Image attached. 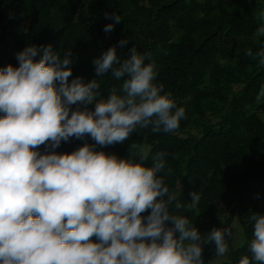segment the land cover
Returning <instances> with one entry per match:
<instances>
[{"label": "clouds", "instance_id": "clouds-1", "mask_svg": "<svg viewBox=\"0 0 264 264\" xmlns=\"http://www.w3.org/2000/svg\"><path fill=\"white\" fill-rule=\"evenodd\" d=\"M113 20L121 22L119 15ZM113 29L110 23L104 31ZM257 35L264 36V24ZM130 52L125 59L112 46L93 60L97 77L111 73L122 81L106 98L97 78L69 82L71 48L61 55L51 44H29L16 55L18 67L0 68V264H205L208 242L217 257L229 252L226 237L234 239L235 225L202 236L187 216L170 210L183 205L165 183L173 173L166 153H157L149 167L147 152L137 161L95 149L128 141L138 130L173 134L186 118L156 82L150 54ZM246 55L264 66V47ZM262 102L264 86L256 96ZM86 137L95 143L55 151ZM190 195L187 208L194 209L201 194ZM250 220L251 259L245 255L239 264H264V215Z\"/></svg>", "mask_w": 264, "mask_h": 264}, {"label": "trees", "instance_id": "trees-1", "mask_svg": "<svg viewBox=\"0 0 264 264\" xmlns=\"http://www.w3.org/2000/svg\"><path fill=\"white\" fill-rule=\"evenodd\" d=\"M261 13L264 0H0V68L18 67L16 55L29 44H51L61 55L71 48L69 82L97 78L106 98L122 81L111 73L97 77L93 60L112 46L125 59L133 47L150 54L156 82L185 108L186 118L173 134L138 130L128 141L95 149L137 161L147 152L149 167L157 153H166L173 173L165 183L183 205L170 210L187 216L202 236L237 221L244 242L220 264H239L245 255L251 259L250 217L264 215V102L256 103L264 66L246 55L264 47L257 35ZM110 23L113 31L105 32ZM85 143L95 142L73 138L55 151L71 153ZM191 192L201 194L194 209L187 208ZM215 253L214 242L203 244L205 264Z\"/></svg>", "mask_w": 264, "mask_h": 264}, {"label": "rangeland", "instance_id": "rangeland-1", "mask_svg": "<svg viewBox=\"0 0 264 264\" xmlns=\"http://www.w3.org/2000/svg\"><path fill=\"white\" fill-rule=\"evenodd\" d=\"M235 225V228L232 229V232L234 234V239L231 240V237H228V242L230 245V250L229 252L223 256V257H217V254L215 253L214 257L211 260L210 264H220L222 261L226 260L229 253H231L233 250L237 249L238 247H240L243 242H244V234H243V230L241 228V226L239 225V223L237 221L233 222L232 226Z\"/></svg>", "mask_w": 264, "mask_h": 264}]
</instances>
